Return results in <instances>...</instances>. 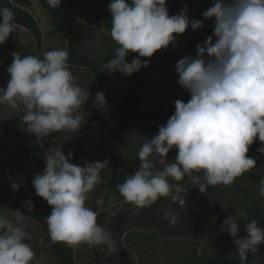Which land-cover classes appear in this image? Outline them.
Segmentation results:
<instances>
[{"label": "clouds", "instance_id": "clouds-1", "mask_svg": "<svg viewBox=\"0 0 264 264\" xmlns=\"http://www.w3.org/2000/svg\"><path fill=\"white\" fill-rule=\"evenodd\" d=\"M47 2L60 8L61 0ZM108 9L110 35L118 47L112 59L104 62L103 70L124 76L149 64L139 58L127 62L130 52L151 57L177 43L174 34H183L189 24L192 30L203 27L201 20L190 21L187 6L170 16L166 0H111ZM202 15L214 18L213 35L197 44L195 57L185 56L175 65L178 84L191 98L175 101L174 114L140 147L139 167L116 186L125 202L134 206V214L165 197L184 206L188 189L179 182L185 177L205 193L208 186L231 185L256 167V160L247 153L257 137L264 142V0H215ZM14 17L11 8L0 7V44L15 31ZM11 55L10 80L6 89L0 88V105L17 110L23 106V122L37 138L80 129L85 123L80 109L88 103L90 93L71 72L68 51L55 48L44 52L42 58H21L19 52ZM106 105L103 92L97 93L93 106L102 109ZM172 149L177 155L170 161ZM257 151L264 154V146ZM44 156L43 172L34 176L32 185L36 195L52 208L46 217L50 240L73 247L104 245L109 254L116 251L110 232L97 223L98 213L87 205L110 160L85 161L81 167L71 162V150L66 158L62 146L56 144ZM258 183L259 194L264 196V179ZM23 185L21 177L11 188L18 191ZM24 206L31 211L33 202L27 200ZM247 215L243 209L235 216L228 215L220 227L231 235L241 264L264 243V228L255 219L244 226L247 235L239 238V218ZM26 218L20 210L13 211L11 218L0 211V264L33 261L35 253L26 243L31 236L20 226ZM165 218L178 222V215L170 211Z\"/></svg>", "mask_w": 264, "mask_h": 264}, {"label": "trees", "instance_id": "trees-1", "mask_svg": "<svg viewBox=\"0 0 264 264\" xmlns=\"http://www.w3.org/2000/svg\"><path fill=\"white\" fill-rule=\"evenodd\" d=\"M110 1L61 0L60 8H53L47 0H0V7H9L15 13L16 28L6 41L15 43L18 30L25 29L33 40L26 55H39L42 58L44 52L54 48L44 44L40 21L32 13L35 6L41 7L51 28L67 43L71 72L73 75L83 73L91 88L93 85L92 98L80 109L86 113L85 123L80 129L73 131L74 140L63 153L67 158L71 150V162L81 167L85 161H102L105 158L110 160L109 167L101 173V184L89 194L87 204L98 213L97 223L110 232L116 244V251L109 254L104 245L89 247L87 244H80L73 247L50 240L46 217L52 208L46 200L36 195L32 180L36 174L42 173L45 167L43 143L52 140L57 132L42 138L29 133L27 125L23 122V106L17 110L6 104L12 115L22 119V128L16 131L18 143L11 148L13 159L4 160L5 154H0V211L10 218L15 210H20L27 216L20 226L31 236L30 240H26L35 253L31 263L37 261L45 264H79L77 256H81L89 264H141L144 256L150 255L151 258L158 252L178 264H241L231 235L221 232L220 227L228 215L235 216L243 209L248 215L239 218V238L247 235L244 226L252 219L257 220L258 226L264 228V196L259 194L258 183L264 179V154L257 151L264 146V142L259 141L258 137L247 153L256 160V167L236 178L231 185L208 186L205 193H201L189 178L185 177L179 182L188 189L187 203L182 207L172 203L170 197H165L157 200L152 206L141 209L137 215L134 214V206L125 202L116 187L140 165L139 160L137 164L130 163L129 157L123 152V143L129 154L131 150L139 151L142 144L148 140L145 135H141L143 138L140 139V144L134 145L132 140L135 139L127 140V137L138 131L147 117L152 120L148 126L158 120H164L165 115L170 118L174 114L172 107L175 108L177 99L183 102L190 99V92L178 84L179 76L175 65L185 56L195 57L197 44H203L208 36L213 35L214 18H205L202 14L214 5L215 0H166L169 13L179 14L180 10L187 6L189 11L186 14L190 21L201 20L203 27L192 30L189 24L183 34H174L177 43H174L173 55L170 58L162 52L163 49L151 57H139L138 53L130 52L128 56L132 59L139 58L142 62L147 60L149 64L130 76L121 78L120 74V93L123 92L120 99L112 105V96L118 95L119 92L110 87L111 79L106 76L107 70H103L104 62L110 61L117 48L114 47L116 43L110 35L111 17H106V5L103 6V3L109 4ZM101 29L109 34V39L102 41L104 49L100 54L88 50L85 44L96 43ZM2 45L0 44V50ZM170 62L172 69L168 79L174 69L173 76L176 80L174 83L162 82V95L157 100V106H154L157 112L147 116L143 111L142 96L150 84L156 81V75ZM9 80L10 74L0 56V88L6 89ZM99 92H103L107 100V105L102 109L93 106L95 96ZM3 126L0 122V136ZM156 133L158 134V129ZM176 155L177 150L172 149L168 153V160H174ZM18 175L24 180L20 192L11 188V184L15 183L14 177ZM94 199L105 201L104 207L100 209V205L95 208L91 206L90 202ZM27 200L33 202L31 211L24 206ZM169 211L178 215V222L175 224L165 218L166 212ZM148 246H151V250L147 249ZM81 250L84 254H81ZM138 252L142 253L143 261L136 257ZM156 257V260H159V256ZM156 260L152 262L155 264ZM245 264H264V243L258 245V251L247 254Z\"/></svg>", "mask_w": 264, "mask_h": 264}, {"label": "rangeland", "instance_id": "rangeland-1", "mask_svg": "<svg viewBox=\"0 0 264 264\" xmlns=\"http://www.w3.org/2000/svg\"><path fill=\"white\" fill-rule=\"evenodd\" d=\"M111 2V1H110ZM110 4V3H109ZM107 2L103 3V6L106 5V11H107V15L106 17H111V13L108 9V5ZM170 12V11H169ZM37 19L40 21V26L43 32V42L44 44L47 45H51L54 49L55 48H63V49H67V43L65 41V39L58 34L57 32H55L51 26L49 25V20L48 17L46 15V13L43 11V9L39 6H35V10H33L32 12ZM169 15H176L175 13H169ZM101 20V19H99ZM95 23V21L93 22ZM108 38L109 39V34L107 32H105L103 29L99 30V38L97 39L96 43H92V42H87L85 44V47L90 50L93 51L95 53H100L103 51L104 49V45L102 44V41L104 39ZM33 44V40L31 38V36L27 33V31L25 29H20L18 30L17 33V39L15 43H11L8 41H5V43H3L1 50H0V56L3 60L4 65L8 68L12 61H13V57L11 55V53L13 52H19L21 54V56H25L26 54H28V49L29 47H31ZM117 45V44H116ZM114 44V47H118V45L116 46ZM173 49H174V44H170L167 48H163L162 52L164 54H166L168 56V58H170L173 55ZM115 55V54H114ZM112 59V57H111ZM110 59V60H111ZM126 61L131 63L132 58L127 56L126 57ZM173 61V60H172ZM172 65L171 62L170 64H167L162 71H160L156 76L157 79L155 82H153L152 84H150V86L148 87L147 91L144 92L143 96H142V103H143V111L144 114L147 116H151L153 114H155L157 111L155 110V107L157 106V100L158 98L161 97L162 95V82H172L174 83L176 78L175 76H173L174 73V69L172 71V76L169 77L168 79V75H171L170 69ZM108 75L107 78L111 79L109 82L110 87L113 88L115 90V92H119L118 95L114 94L112 96V103H115L117 100L120 99V94H122V92L120 93V87L122 88V83L120 81V72L119 71H115L113 73H109L107 71ZM74 77L76 78L77 83L84 88L85 90H89L90 93V99L92 98V93H94V88L92 85V88L90 87L89 81L87 79V77L83 74V73H77L74 74ZM91 77V75H90ZM123 77H127L124 76L123 74H121V78ZM124 90V89H123ZM156 96H154V95ZM189 98H191V96H189ZM89 99V100H90ZM155 106V107H154ZM173 109V113L175 112V108L172 107ZM84 114V117L86 118V113L81 111ZM146 116V117H147ZM16 117V118H15ZM19 116H14L12 115V112L10 110V108L6 105V104H2L0 105V122L1 125L3 126L2 129V135L0 136V149L1 152L0 154H5V159L4 160H9V159H13L12 156V152H11V148L13 149L12 146H16L17 145V141H18V135L16 133V131H19L22 128V119ZM169 118H167V115H165L164 120L162 121H157L156 123H152L150 126H148L149 123L152 122V120L150 118L147 117V119H145L142 123V125L140 126V129L138 131L133 132L129 137H127V140H130V138L135 139L132 140L135 142L134 145H139L141 142V135H145V139H150L152 137H154L157 133V129H159V126L164 125L167 123V120ZM142 133V134H141ZM54 134V133H53ZM145 139H142L143 141ZM73 131L69 130V131H64L61 130L60 132H57V134H55V137L46 142L43 143V148L45 149L44 151L46 152L47 149H49L50 147H52L53 145H57V146H62V151H65L66 149H68L71 144V142H73ZM146 140V141H148ZM126 141V140H125ZM131 141V143H132ZM133 145V147H134ZM123 152L125 155H127L129 158V161L131 164H137L138 159H137V154L138 151H133L131 150L129 154H127V151L125 150V146L123 143ZM22 176L18 175L14 177V181L15 183H19V180ZM23 186L19 188L18 192H20V190H22ZM92 199V198H91ZM91 206H93L94 208L99 206V208L101 209L102 207H104L103 205H105V201H103V204H97V200L94 199L90 202ZM89 205V204H87ZM1 207V206H0ZM1 210V208H0ZM171 243V242H170ZM148 250H151V246H148L147 248ZM81 254L82 250H81ZM80 254V255H81ZM154 256L150 258V255H146V256H142V253H137L136 257L138 259H141L144 261L141 264H154L152 261L156 260V255L159 256V260H156L155 264H178L177 261H175V263L172 260H168L169 258H167V256H164V254H159L154 253ZM143 257V259H142ZM137 259V260H138ZM77 262L79 264H89L86 262V260H84L83 258L78 257L77 256ZM31 264H45L44 262H33ZM54 264V263H53Z\"/></svg>", "mask_w": 264, "mask_h": 264}]
</instances>
